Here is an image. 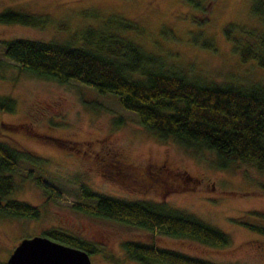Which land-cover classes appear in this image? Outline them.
I'll return each mask as SVG.
<instances>
[{
	"label": "rangeland",
	"instance_id": "rangeland-1",
	"mask_svg": "<svg viewBox=\"0 0 264 264\" xmlns=\"http://www.w3.org/2000/svg\"><path fill=\"white\" fill-rule=\"evenodd\" d=\"M4 9L44 17L40 25L0 23V95L14 100L13 111H0V141L43 162L38 168L20 162L8 173V198L36 206L39 215L0 216L1 262L19 240L56 228L95 246L91 264H135L122 248L129 240L214 264H264V234L240 223L264 225V167L241 160L221 165L210 150L159 138L111 94L24 71L1 45L21 38L78 46L86 28L116 16L136 25L117 29L120 35L163 57L164 68L217 85L264 83V68L241 62L224 34L229 24L230 37L242 29L264 32V0H0ZM156 167L164 174L150 178ZM80 184L118 199L165 204L221 230L228 244L213 247L87 215L74 208L91 203L80 197Z\"/></svg>",
	"mask_w": 264,
	"mask_h": 264
},
{
	"label": "trees",
	"instance_id": "trees-1",
	"mask_svg": "<svg viewBox=\"0 0 264 264\" xmlns=\"http://www.w3.org/2000/svg\"><path fill=\"white\" fill-rule=\"evenodd\" d=\"M107 20L100 27L86 28L83 43L78 46L70 41L14 38L1 41L3 54L36 76L58 83L74 80L98 93L111 94L123 109L136 115L139 124L159 138L171 137L184 147L210 150L221 165L241 160L264 167L263 81L217 85L187 77L180 70L164 68L163 57L117 31L136 30L134 23L122 22L116 16ZM43 21L44 17L19 10L0 11V23L40 25ZM230 27L224 28V34L231 39L232 51L239 60L252 59L264 68V32L241 28L239 37H230ZM244 35L247 37L243 39ZM13 109L14 100L0 95V111ZM25 161L38 168L43 159L0 141V216L33 219L39 215L36 206L8 198L13 190L8 173ZM32 172V168L27 171L29 176ZM150 173V178L164 174L158 167ZM79 195L91 203L74 204V208L87 215L213 247L228 244V236L221 230L162 203L118 199L92 192L83 184L79 185ZM240 223L264 234V225ZM40 235L89 254L96 250L93 244L56 228ZM122 248L135 264H214L177 249L160 247L154 241L129 240L122 243Z\"/></svg>",
	"mask_w": 264,
	"mask_h": 264
},
{
	"label": "water",
	"instance_id": "water-1",
	"mask_svg": "<svg viewBox=\"0 0 264 264\" xmlns=\"http://www.w3.org/2000/svg\"><path fill=\"white\" fill-rule=\"evenodd\" d=\"M5 264H91L89 254L43 235L24 238L13 248Z\"/></svg>",
	"mask_w": 264,
	"mask_h": 264
},
{
	"label": "flooded vegetation",
	"instance_id": "flooded-vegetation-1",
	"mask_svg": "<svg viewBox=\"0 0 264 264\" xmlns=\"http://www.w3.org/2000/svg\"><path fill=\"white\" fill-rule=\"evenodd\" d=\"M111 162H113V161H111ZM161 166V165H160ZM161 167H159V169H160ZM20 241V240H19ZM12 251V250H11ZM9 255V254H8ZM8 257V256H7ZM6 260V259H5ZM4 263H5V261H4Z\"/></svg>",
	"mask_w": 264,
	"mask_h": 264
}]
</instances>
